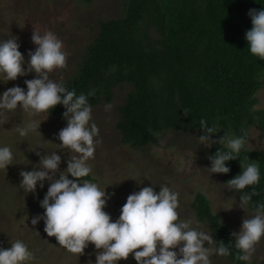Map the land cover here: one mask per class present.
Returning a JSON list of instances; mask_svg holds the SVG:
<instances>
[{"label":"trees","instance_id":"1","mask_svg":"<svg viewBox=\"0 0 264 264\" xmlns=\"http://www.w3.org/2000/svg\"><path fill=\"white\" fill-rule=\"evenodd\" d=\"M251 9L264 10V0H124L122 15L99 22L77 75L61 85L77 96L94 91L88 96L91 108L110 103L117 88L130 85L118 109L117 129L122 144L134 149L156 145L169 131L199 136L201 119L236 137L244 138L254 124L264 131V110L256 109L264 61L250 53L245 39L252 28ZM65 111L57 105L48 114L64 118ZM219 138L218 133L212 137ZM219 149L212 145L211 156ZM241 161L255 162L259 169V183L238 192L258 193L248 204L255 211L257 203H264V155L241 149L236 160L226 162V181L241 174ZM123 205L116 203L118 213ZM192 208L217 247L231 244V255L225 257L230 264H248L235 258L233 231L204 194L196 195Z\"/></svg>","mask_w":264,"mask_h":264},{"label":"rangeland","instance_id":"2","mask_svg":"<svg viewBox=\"0 0 264 264\" xmlns=\"http://www.w3.org/2000/svg\"><path fill=\"white\" fill-rule=\"evenodd\" d=\"M123 1L91 0L89 4H81L78 0H0V42L16 38L27 71L28 53L34 52L37 47L31 39L34 27L41 32L51 31L62 41L66 66L54 70L49 78L62 84L77 75L87 46L97 37L99 22L122 15ZM34 78L35 73H29L7 83L0 80V96L16 86L26 92L25 80ZM130 90L131 86L125 84L115 90L110 103L91 108L89 125L95 123L99 132L94 138L98 141L94 158L88 161L91 168L89 175L91 182L110 197L104 211L115 222L120 215L116 210L118 201L125 204L129 195L143 187H153L158 194L161 186H167L178 193L180 221H191L193 229L211 236L208 226L197 220L192 208L196 195L202 193L210 200L213 212L219 215L221 222L233 233L239 234L243 220L252 218L255 211L248 205L242 209L239 193L228 189L223 174H213L208 170L211 167L208 159L211 147L201 145L195 132H166L156 145L145 149L122 144V135L117 129L120 119L118 109ZM256 97V109L264 110V78L263 87ZM106 105H111L110 110H105ZM30 120L41 123L39 129L21 137L16 129L26 127ZM66 126L65 118H54L49 114L29 117L20 107L14 111L0 110V147H8L13 155L12 164L0 169V249H9L11 243L17 240L23 242L32 253V259L25 264H96L97 250L94 245L89 244L80 256L73 255L61 248L54 237L47 236L43 220L32 225L33 217L44 214L40 202L47 193L50 181H44L43 188L38 182L35 193H27L20 187V172L34 170L41 156L56 152L61 157L56 179H59L60 172L66 171L68 157L74 155L58 146L61 143L58 133ZM217 131L219 137L225 133L235 136L220 127ZM244 139L246 143L242 149L264 155V131L258 124L245 131ZM204 246L208 247V244ZM210 247L217 248L215 241ZM174 250L179 252L178 248ZM209 258L211 264H230L227 258L214 253ZM118 264L137 262L134 255H130ZM248 264H264V237L255 246Z\"/></svg>","mask_w":264,"mask_h":264},{"label":"clouds","instance_id":"3","mask_svg":"<svg viewBox=\"0 0 264 264\" xmlns=\"http://www.w3.org/2000/svg\"><path fill=\"white\" fill-rule=\"evenodd\" d=\"M252 28L245 33L248 49L254 57L264 61V10H249ZM32 42L36 45L25 71V61L19 51L16 38L0 42V80L7 83L18 77L35 73V78L25 80L27 91L19 86L9 88L0 96V110L14 111L20 107L29 117L48 114L57 105H63L66 111L63 117L67 126L60 130L58 146L67 149L69 155L67 169L56 175L61 157L56 152L40 157V162L32 171H21L20 187L27 193H35L37 184L43 188L44 181H50L47 193L40 202L43 216L33 217L32 225L44 221V231L48 237H54L58 245L73 255H82L89 244L97 250L96 264H118L134 255L137 264H211L210 255L221 257L231 255V244L219 242L217 248L210 247L213 238L203 231L193 229L191 221H180L177 208L178 193L167 186H161L157 194L153 187H143L139 192L128 196L119 218L113 222L104 211L110 197L100 190L96 183L83 180L91 168L88 164L94 158V138L99 129L91 120L89 92L76 95L74 90L49 78L56 69L66 66V54L63 44L51 31L41 32L34 27ZM106 105L105 110H110ZM41 123L30 120L26 127L17 128L21 137L29 131L39 129ZM202 134L198 139L201 145L211 147L220 145L215 155L209 156L213 174H228L230 168L226 162L236 160L246 141L225 133L219 139H212L218 131L215 125L209 127L206 120H200ZM39 155V153H37ZM13 155L8 147H0V169L12 164ZM241 174L227 181L228 189L242 192L260 180L259 169L255 162L247 165L241 161ZM71 176L74 179H69ZM258 193L253 190L240 196V207L247 206ZM252 218H245L239 234L235 237L236 259L251 260L255 246L264 237V203H257ZM205 243L208 247H205ZM179 249V252L174 249ZM32 259V253L26 245L17 240L9 249H0V264H25Z\"/></svg>","mask_w":264,"mask_h":264}]
</instances>
